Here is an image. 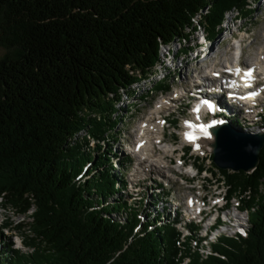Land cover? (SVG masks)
Returning a JSON list of instances; mask_svg holds the SVG:
<instances>
[{
  "label": "trees",
  "instance_id": "trees-1",
  "mask_svg": "<svg viewBox=\"0 0 264 264\" xmlns=\"http://www.w3.org/2000/svg\"><path fill=\"white\" fill-rule=\"evenodd\" d=\"M248 5L0 0V198L17 214L34 208L33 235L25 243L38 249L22 253L2 239L0 228V264H179L176 219L169 215L168 223L150 204L129 207L120 194L125 180L114 173L129 159H113L103 144L116 125L121 94L131 95L132 85L155 71L162 45L190 40L199 13L215 39L226 11L248 16L254 10ZM90 140L100 154L81 147ZM221 172L229 193L249 192L240 198L246 237L222 234L206 254L190 247V264H264V146L251 173ZM3 227L23 225L4 220Z\"/></svg>",
  "mask_w": 264,
  "mask_h": 264
},
{
  "label": "bare ground",
  "instance_id": "bare-ground-1",
  "mask_svg": "<svg viewBox=\"0 0 264 264\" xmlns=\"http://www.w3.org/2000/svg\"><path fill=\"white\" fill-rule=\"evenodd\" d=\"M204 12H207V10ZM233 12H236V14H233L230 19H228L227 14H232ZM201 20L202 14L199 13L195 17L197 28L194 32L200 31L201 36L200 40L191 47L186 45V41L181 40H175L170 44L161 46V58L158 62L159 65L157 64V66L161 67L160 71L163 72L162 68L166 70L169 69L168 65H166L168 64V60L172 62V65L174 64L177 67L176 59L178 56L176 55H184L186 57L188 52L192 55L195 54L193 58H195L196 63L200 60L198 63H201V66L193 68L192 71L188 70L190 67L188 64L181 66V70L179 69L177 74L174 72V77L178 79H176L171 86L166 82V80L170 78L171 72L167 74L164 73L159 78V82L164 81L168 86L159 91L162 94H160L161 97L153 103L154 107L151 106V115L146 113L145 116L141 118L134 143L128 149L129 153L135 157L134 159H136V161L138 159L136 164V166H138L137 173L134 174L135 178L138 177L139 173L141 174L148 170H157V175H163V177L161 176L163 179H171L174 175V173H171L168 169L169 166L167 165V161H165L166 157H170V154L176 152L174 145L171 144L169 146L171 142L168 143L166 141L167 127L170 128V126H172L171 128L177 130L181 129V138H184L183 140L187 143L190 142L188 144L193 146V148L195 147L196 150L202 149V159L210 160L209 163L212 169L209 167L206 168L204 166L205 164H202L204 167L203 169H198V167L196 168L191 165L192 172L195 169L197 170V173L194 174L195 177L199 174L198 170L201 173H210V177H212L214 174L213 168H218L212 161L211 151L201 146L205 144L209 145L210 139L207 140V137H203L201 138V142L189 139V136L196 132V130H194L195 126L201 125L207 127V123L211 120H223L244 131H264V85L260 87L261 90L258 88L259 78L264 81L263 44L259 47L256 41L252 39L253 33L248 32L247 28H242L243 26L239 24L241 15L236 8L226 11L225 18L222 25H220L221 32L219 30V35L215 39H210V37L207 36L205 27L201 25ZM225 31H227V34L224 35L223 33H225ZM220 36H222V40H227L229 45L227 51L224 50L218 55L216 54L217 49H214V44L216 41L218 42V40H220ZM261 36L264 37V30ZM174 42L183 43L175 52L172 51L170 47ZM219 42L217 44H219ZM165 48H167V50L164 52L163 50ZM249 48L250 51H248ZM183 62H186L185 59H182V63ZM233 65H242V67L238 68ZM176 67L174 66V69H176ZM185 67L187 69L186 71H184ZM237 69H239V72H237ZM249 71L252 72L251 77L246 75ZM155 72L156 71L145 80L150 79L153 75L158 73V71ZM140 81L135 82L132 86L140 83ZM159 87L163 86H157V88ZM154 88L148 89L147 92H154ZM164 91L166 92L165 95ZM141 95V98H147L149 94ZM150 103L152 104V102ZM209 105H212V107H209ZM158 151L162 152L161 156L155 154V152ZM183 154L184 152L177 157L179 161ZM180 163L182 168L187 167L186 160L184 162L185 165H183L181 161ZM132 166L134 165L132 164ZM218 169L220 170V168ZM221 171L222 170H220V172ZM188 173L189 170L187 171V175ZM167 174L170 178L166 177ZM181 174H184V172ZM215 180L218 179L215 178ZM219 180L218 184H215V189L212 190L211 188L210 196V191L206 194L207 198L209 197L208 200L207 198L205 199L203 190L198 193L196 190L189 189L190 191L187 196H185V199L188 197L187 203L190 206H186L185 204L182 206L179 203L176 205V207L179 205L180 219L175 225L180 228H186V225L192 221L196 226L193 230V232L195 231L194 237L198 241V243L193 241L195 248L201 249L203 247L201 244L215 242L223 234V231L220 230L222 226H229V228H231L235 220L239 226L241 225L238 223L239 221H237L240 219L230 212L229 207L230 201L238 194L234 193L227 199L226 195L229 187L225 179H223V181L222 179ZM129 186L133 192L136 190L135 181H132ZM239 197L245 198V193ZM235 205V207L239 209V211L237 210L238 213L247 212V208H241L240 200H237ZM246 223L247 221L245 222V226ZM241 226L242 227H238L235 230L236 233H241V235L244 236L246 235V229L245 226ZM236 233L231 236H236ZM185 237L186 235L181 234L180 240H183Z\"/></svg>",
  "mask_w": 264,
  "mask_h": 264
},
{
  "label": "rangeland",
  "instance_id": "rangeland-1",
  "mask_svg": "<svg viewBox=\"0 0 264 264\" xmlns=\"http://www.w3.org/2000/svg\"><path fill=\"white\" fill-rule=\"evenodd\" d=\"M247 2L248 3L251 2L248 5L247 9H254V10H253V12H250L248 16H241V20H240L239 24H241L243 26L242 28H247L248 32L253 33L252 39H254V41H256V43L258 44L259 47L261 44H263V46H264V40H263L264 37L261 36L262 31L264 30V0H259L257 2L247 0ZM233 14L235 15L236 12H233L232 14L231 13L227 14L228 19H230V17ZM198 19H200V18H198ZM236 23H238V22H236ZM221 25H222V23H221ZM223 34L224 35L227 34V31H225V33H223ZM200 36H201L200 31H198L196 33L194 32L191 36V39L186 41V45L191 47L194 43H197V41L200 40ZM219 39L220 40H218V42L220 41L221 43L219 42V44H217L218 42L216 41L214 44V49H217L216 54H218V55L221 52H223L224 50L227 51L228 45H229L227 40H222V36H220ZM226 41H227V43H226ZM180 45H183V43L174 42L170 47H171L172 51L175 52L180 47ZM219 46H221V47H219ZM250 48L248 49V51H250ZM166 50H167V48H165L163 51L165 52ZM4 51L5 50L0 46V57L3 55ZM194 55L195 54H193V55L189 54V52L187 53L186 57L184 55H180L181 57L179 55H176V56H178V58L176 59L177 60L176 64L178 65L177 67L174 64L172 65V62L168 60L167 61L168 64H166L169 67L168 70H166L165 68H162V70H163V72H162V71H160L161 67L157 66L155 68V71L156 72L158 71V73L153 75L150 79H148V80L142 79L140 81V83L132 86V91H134V92L131 95H128L127 93L121 94V97H122L121 102H119L117 104V107H116L117 109L114 112V114L112 115V117H115V119H116V125H115L114 129H111L110 133L108 134V136L105 139L104 144H103L104 147H109L111 152L115 154V157L113 159H116L119 161V160H123V159L126 160L128 158L131 161H133V157L128 155V152L126 150H124L121 143H124L125 147H127V149H129L130 146L133 145V143H134V140L136 137V131H138V124H139L141 118L144 117L146 113H148V115H151V112H150L151 106L154 107L153 103L155 102V100H157L161 97L160 94H162V93H160L159 91L161 89H163V88L159 87V90H157V88H154V87L160 86V85H158V83L165 85L164 81L159 82V78L162 76V74H164V73L167 74L168 72H171L170 78H168L166 80L167 84H169L171 86L172 84H174V81H176V79H178V78L174 77V75H175L174 72H176V74H177L178 70L180 69L181 66L188 64V66H190L189 67L190 69L188 68L189 71H192L193 68H197L198 66H201V63H198L200 60H198L196 63L195 58H193ZM170 59H172V58H170ZM182 59H185L186 62L182 63ZM219 59H220V57H219ZM169 65H172V66H169ZM174 66L176 67V69L178 67L179 68L176 70V69H174ZM184 69H182V70H184V71L187 70L186 67ZM152 87L154 88V92L148 93L147 92L148 89H150ZM141 94H143V95L149 94L150 96L148 95L147 98H145V97L141 98L142 97ZM151 94H152V96H151ZM165 94H166V92L164 91V95ZM150 102H152V104ZM171 127L172 126H170V128L167 127V131H166L167 139H166V141L168 143L171 142V143H169V146L171 144L174 145L176 152L174 154H170L171 156L166 157L165 160L167 162L171 161V163H175V165L172 166V168L174 170L171 168L170 171H171V173H175L176 175L174 174L170 180L169 179H163V185H161V187L156 186L155 185L156 183L154 182V180L160 178V174L157 175V172H158L157 170L156 171H154V170L149 171L148 170L149 168H148L147 169L148 171L143 172L141 174L139 173L138 177L135 178L134 174L137 173L136 171H137L138 166H136V164H137L138 159H137V161H136V159H134V163H132L134 166H131V169H126V168H124V165H122L123 166L122 167L121 165L118 164V167H116V169L114 170V173L123 177L126 184L129 181L128 179H130V180L132 178L135 179V180L133 179V181H135L137 185H136V191H134V192H136L135 194H137V195L134 198L128 197L127 192L129 190L126 188H124V190H121V192H120L121 195L123 194V198L127 201V203L130 204L129 207L137 208V210L140 211V207L144 208L143 206H145V205H149V204L153 205V203L165 202L166 208L168 209V206H169L170 209L173 210V205H172L173 201H174V203H179L182 206L184 205V200H186L185 196H187V194L189 193V191H190L189 189L195 188L196 192L198 191V193H199V191L203 190V194L205 195V199H206L207 198L206 194L210 191L209 192V196H210L211 188H212V190L215 189V184H218V181H220L219 179H222V181H223V179L226 180L225 174H222L220 172L221 169L219 170L218 168H213L214 174L212 177H210V175H211L210 173H206V172L201 173L199 170H198V172H199L198 176L195 177L194 174L197 173V170L194 168L195 170H193V172H192V169H191L192 166L191 165H193L196 168L198 167V169H199L200 167H202V164H205L204 166L206 168L209 167L210 169H212L210 167V163H209L210 160L202 159L203 150L202 149L196 150L195 147L193 148V146L188 144L190 142L187 143L183 140L184 138H181V132H182L181 129L177 130V129H174ZM253 130H255V129H253ZM256 130H258V129H256ZM81 135L82 134H80L79 136L81 137ZM163 139H164V137H163ZM87 146H90L92 152H96L97 154H100L102 152L101 149L100 150L95 149V143H93V141H91V140H90V143L88 145L85 143H82L81 147L86 148ZM184 147H186V148L188 147V150L185 151V154H186L185 160H186V164H187L186 166L187 167L182 168L180 166L181 163L177 157L179 155H181V153H183L182 148H184ZM92 148H94V149H92ZM155 154L157 156H159V155L161 156L162 152L158 151V152H155ZM176 164H178V165H176ZM86 167H87L88 171L93 168L92 165H86ZM188 170H189V173L187 175ZM88 171L83 172V174L86 175V173ZM182 172H184V174H181ZM130 173H131L132 177L130 176ZM162 177H163V175H162ZM166 177H169V175L167 174ZM193 177H195V178H193ZM215 178H217L218 180H215ZM136 179H140V181H136ZM152 179H154V180H152ZM225 182L227 183V185L229 187V191H230L231 190L230 185L228 184L227 180ZM153 189H154V191H152ZM227 192H228V190H227ZM245 192H248V191H245ZM245 192H241L240 190H236V191L231 192L232 195L234 193L238 194V195L235 198H233L229 204L230 212L233 215H236L240 219L237 221H239L238 223H240L243 226H245V222L247 221V218H248L247 212L245 211V212H242L241 214L238 213L239 209H237L235 207L236 206L235 204H236L237 200H240L239 196H241ZM166 195L168 198H165ZM208 198H207V200H208ZM2 202L3 201L0 198V221L7 220L8 222L13 223L14 225L18 224V223L23 225V227H21L20 229H17V228H15L13 230L7 229L4 233L5 237L2 239L7 244L9 241H11L13 243V247L18 248L19 250L22 251V253H30L32 250L34 251V249H36L38 251V249L36 247H34L33 245H27L25 243L26 241H29L28 239L31 237V235H33V233L30 231L31 227L29 225L31 218H28V216L31 215L34 208H31L30 211L25 213V214H17L10 205H3ZM176 205H174V207H176ZM168 213L171 214V216H173L172 211H170ZM139 215H140V212H139ZM164 215H165L164 216L165 218L167 217V222L169 223V221H168L169 215H166V211H164ZM118 216H120L122 218L124 215L120 214ZM144 219H145V217L143 216L142 221ZM241 225L239 226V224H237L236 220H235L234 224L232 223L231 228H229V226H227V227L222 226V228L220 230L223 231V234L229 235V237H231V235H234L236 233L235 229L238 227H242ZM194 226H195V224H194ZM176 231H177V233H180V235L181 234L186 235V237L183 240H180L182 242L181 244H183V246L180 247L181 248L180 257H179V246H178L177 257H179L178 258L179 264H190L191 263L190 260H192V254L191 253H194V252H190V249L194 247L195 244L193 241L196 240V239L192 240L191 238H194L195 231L194 232L192 231V233H188L186 228H180V227H176ZM243 237H246V235H244ZM215 242H210V243L206 242V244H201V246L203 245V253H202V251L199 250L200 253L206 254L204 252L211 250L210 247ZM0 244H1V242H0ZM204 245H205V247H204Z\"/></svg>",
  "mask_w": 264,
  "mask_h": 264
},
{
  "label": "water",
  "instance_id": "water-1",
  "mask_svg": "<svg viewBox=\"0 0 264 264\" xmlns=\"http://www.w3.org/2000/svg\"><path fill=\"white\" fill-rule=\"evenodd\" d=\"M214 164L222 170L252 172L264 146V132H246L230 123L210 126Z\"/></svg>",
  "mask_w": 264,
  "mask_h": 264
},
{
  "label": "built area",
  "instance_id": "built-area-1",
  "mask_svg": "<svg viewBox=\"0 0 264 264\" xmlns=\"http://www.w3.org/2000/svg\"><path fill=\"white\" fill-rule=\"evenodd\" d=\"M257 49H259V48H257ZM233 66H237L238 68L242 67V65H233ZM175 93H176V90H175ZM196 133H197V131L194 134H196ZM206 137H207V140L210 139L209 142L212 140V136L211 135H207ZM201 140H202L201 138L198 139L199 142H201ZM201 146H203L204 148H206V149L211 151V148L209 147L208 144L201 145ZM248 196H249V192H245V198H248Z\"/></svg>",
  "mask_w": 264,
  "mask_h": 264
},
{
  "label": "snow or ice",
  "instance_id": "snow-or-ice-1",
  "mask_svg": "<svg viewBox=\"0 0 264 264\" xmlns=\"http://www.w3.org/2000/svg\"><path fill=\"white\" fill-rule=\"evenodd\" d=\"M237 72H239V69H237ZM248 77H251L252 76V72L249 71L247 74H246ZM255 95V94H253ZM209 107H212V105H209ZM201 130L205 132V134H207V129L204 128L203 126H201ZM191 138V137H190Z\"/></svg>",
  "mask_w": 264,
  "mask_h": 264
}]
</instances>
